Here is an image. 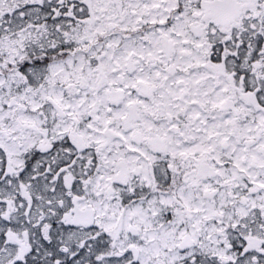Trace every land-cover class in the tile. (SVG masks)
Instances as JSON below:
<instances>
[{"label":"snow or ice","instance_id":"1","mask_svg":"<svg viewBox=\"0 0 264 264\" xmlns=\"http://www.w3.org/2000/svg\"><path fill=\"white\" fill-rule=\"evenodd\" d=\"M0 264H264V0H0Z\"/></svg>","mask_w":264,"mask_h":264}]
</instances>
